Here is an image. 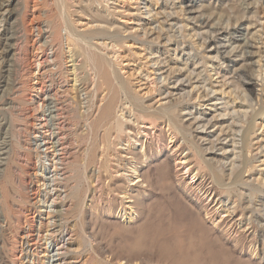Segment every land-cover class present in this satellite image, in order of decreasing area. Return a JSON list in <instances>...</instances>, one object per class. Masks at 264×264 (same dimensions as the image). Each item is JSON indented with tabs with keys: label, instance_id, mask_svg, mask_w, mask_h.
Segmentation results:
<instances>
[{
	"label": "rangeland",
	"instance_id": "obj_1",
	"mask_svg": "<svg viewBox=\"0 0 264 264\" xmlns=\"http://www.w3.org/2000/svg\"><path fill=\"white\" fill-rule=\"evenodd\" d=\"M8 1L13 0H0V21L10 17L4 25L6 35L19 34L17 43L29 52L21 73L5 74L11 88L0 84V113H4L0 134L7 132L8 126L24 125L18 117L21 113L26 116L27 131H22L23 136L20 133L19 142L25 146L13 166L7 157L12 155V148L18 147L16 140L9 133L2 135L12 147L8 155L0 150V173L4 177L11 167L13 178L7 185L0 176V260L13 261L11 264H264V0H105L99 6L98 12L108 17L106 23L113 31L118 28L115 32L124 38L117 51V72L129 83L139 103L155 110L166 102H179L188 93L191 100L181 112L186 137L171 139L162 118H154L151 124L153 118L145 117L139 123L141 134L135 151L140 152L144 143L147 159L138 157L136 163L147 183L133 187L135 207L131 212L122 213L119 192L124 189L123 183L105 173L103 158L97 157L99 163L87 168L85 173L91 179L94 170H101L99 174L105 176L92 179L78 234H60L55 212L66 210L64 200L76 186L73 180L68 186L64 184L65 179L73 177L68 170L70 163L84 162L85 145L80 143L84 132L79 127L81 115L78 117L82 110L77 100L85 97V87L77 81L83 79L85 71L80 69L79 59L71 62L62 57L60 38L53 42V50L45 46L53 36L43 18L36 19L46 9L41 0H15L18 4L14 5ZM80 4H74L72 11L81 17L73 13V18L84 24L90 13H86V7L80 10L85 3ZM143 32L149 35L142 40ZM212 37L218 44L211 49L205 43ZM9 42L12 45L7 60L13 62L16 48L12 40ZM245 45L252 55L243 58ZM58 73L62 81L67 79L61 82ZM168 75L163 86L158 78ZM246 75L258 76L256 86L244 84ZM206 89L211 93L202 99ZM165 91L174 92L172 99L161 95ZM242 95L250 97L254 105L253 112H247L249 120L254 114H262L253 117L256 128L246 145L236 133L233 138L240 142L239 149L233 150L230 138L223 139L231 130L239 131L240 116L232 111L242 112L238 105ZM67 104L73 105L68 106L71 111L63 109ZM198 116L200 124L208 123L205 129L196 128L192 122ZM74 132L79 145L69 142ZM215 174L217 181L213 179ZM208 189L211 196L204 194ZM17 194L21 203L12 206V196ZM49 211L54 215L46 232L40 222ZM129 213L133 215L131 220L127 219Z\"/></svg>",
	"mask_w": 264,
	"mask_h": 264
},
{
	"label": "bare ground",
	"instance_id": "obj_2",
	"mask_svg": "<svg viewBox=\"0 0 264 264\" xmlns=\"http://www.w3.org/2000/svg\"><path fill=\"white\" fill-rule=\"evenodd\" d=\"M14 1L15 0L8 1V2H11V5L18 4V2H14ZM33 1H34V3H36L38 0H33ZM104 2H105V0H41V6L46 8V9H45L44 14L42 16L39 15L38 17H36V19H39L41 17L43 18V22L45 23V28L49 29L48 32L50 34H52V36H53L50 42H47V40L44 42L45 46L50 47L51 50H53L54 46H55V45H53V42L55 43V40L60 38L61 39V46L59 48L61 49V47H62V51H61L62 52L61 54L63 55L62 57H65L64 59H71V62H77V60L79 59V61L81 62V68L80 69H83L85 71V76L81 80H79L78 78H76V76H74L76 79L79 80L77 82L80 83V81H81L80 85H82V87H85V88L82 89L84 91L85 97H83V99L77 100L78 101V109L82 110V112L80 111L81 114H78V117H79V115H81L80 118L82 119V122H80L81 124H79L80 126L79 125L78 126L80 128H83V132H84V134H83L84 137L82 138V141H80V143L83 142L82 144L85 145V147H84V149H85L84 159L81 161V162H83V161L84 162L81 164L79 161L78 162L77 161H75V162L73 161L69 165L68 170L71 172V174L73 173V177L65 179L64 184L67 185L70 180H73V182H75L76 186L74 188L72 187L73 189L72 188L70 189L71 191H69V195H67L65 200H64V203H63L64 205L63 206L66 207V210L65 211H57V212H55L56 216L59 217V223L60 224L58 226L60 227V234L63 231H69V233L73 232V233H76V234H78V232H79L77 230L78 229L77 225H78V221L81 219L80 217L82 215V208H83L84 201H85V199L87 197L88 192L91 191L90 190V188H91L90 185H91V183L93 181L92 179H95V178L98 179L99 175H100L99 173L102 172L101 170H100L101 172L97 170V173L96 172L94 173V171H96V170H94L92 179H91V177H89L85 173L89 166H92L94 164L97 165V163H99L97 161V159H99V158H97V157H102L103 160H104L103 163L106 162L107 168L104 165L105 164L104 163L103 165L105 167L101 166V169H102V167L104 169L106 168L107 171L105 173H107L110 177L115 178L118 181L123 183V186H124L123 188L124 189H121V191L119 192L121 194V197H120L121 200L119 199V201L121 203L122 213L124 212V214H125L126 210L131 212L132 209H134L135 200H133L134 195L132 193L135 191L136 188H133V187L140 188V186L142 184L144 185V182H146L144 180L143 176L139 173L138 164L136 163V160H138V157L139 158H143L144 160L147 159V157H146L147 153H145V150H147V149L144 148V150H142L144 143L141 142L142 144L140 145V147H141V151L140 152L135 151V149L138 146L137 137L141 134L139 132L140 131V127L138 125H139L140 122L142 123L145 120L144 119L145 117H148L149 119L153 118V119H150V123L153 120H155L154 118H156V117L162 118V120L164 119L165 123H166L165 125H166V127H168L167 129L170 132L169 136H171V139L175 138V137H178V135L185 136L186 135L185 131L187 130L186 129L184 131L185 128L182 125L183 122H182V118H181V112L184 111L183 106L188 104L187 101L189 102V100H191V97H190L191 93H188L186 95L184 94L185 96L182 97V99H179L178 100L179 102H175V103L174 102H166L163 105L161 104L160 108L155 109V110H150L147 107H144L142 104H140L141 103L140 99H138L136 96H134L132 94V90L130 88L129 83L125 82L124 80H121L119 78L120 76H118V72H117V70L119 71L117 60H118V58L120 59V57H118L119 54H118L117 51L120 50V48H121L120 44L123 43L122 39H124V38L120 37V34L116 33L118 28L114 29L116 31L115 32V31H113L111 29L112 25L109 24V23H106L107 20H108L107 19L108 17H105L102 14H100L101 12L100 13L98 12L97 9L100 8L99 6H102ZM79 3H81V4L85 3V6H83V5L80 6L81 4L79 5L80 8H81L80 10H82V7L83 8L86 7L87 8V12L86 11L85 12L86 13H88V12L90 13V15L86 14L87 16H90V19H89V17H87L88 20L86 19L87 21L84 24H82L81 22L78 23L77 22L78 19H77V21H75L74 20L75 18H73L74 17L73 13L75 11H72V8L74 7V4L76 6V4L78 5ZM2 5L3 4H0V10L2 9ZM95 5H97V7ZM24 7H26V4H24ZM107 8H108V6H107ZM105 10H106V8H105ZM78 11H79V9H78ZM107 13H108V11H107ZM74 15H76V14L74 13ZM79 15L77 14L76 16H79ZM80 17H81V15H80ZM7 19H10V17L7 18ZM7 19L0 21V29L3 28L2 32H0V84H3L5 86H7L8 89H10L11 87L9 88L10 85L7 82L8 78H7V80L5 79V74L7 73L8 75H10V73H9L10 71L11 72L13 71L14 73H19L21 71V68L23 69L22 66L24 64L22 65V63L26 62L28 60L27 56H28V52L29 51L26 50L25 48L23 49L19 45V42L17 43V41H19V38L21 37V36H18L19 34L14 32V33H12V35L10 34L9 37L6 35V33L8 31H5V29H7V27L4 28L5 27L4 25L7 24L6 23ZM105 19H107V20L105 21ZM81 21H82V19H81ZM21 22L23 23L22 20H21ZM25 24H24L23 27H25ZM24 29H25V32H27V30H26L27 26ZM62 30L64 32H63V35L60 36V32ZM5 35H6V37H8L7 39H5L6 37H4V39H3V36H5ZM20 35H22V34H20ZM147 35H149L148 32H145V33L143 32V35L141 37L142 40H143V37L145 38V36H147ZM11 40L14 43L13 44V49L16 48V49H14V52H13V54L11 56L14 59L13 62L10 59H9L10 61L7 60V57L10 54V49L9 48H11L10 46L12 45L11 42H9ZM26 40H27V38H26ZM26 40H24V41H26ZM15 42H16V44H15ZM22 44L23 43H21V45ZM205 44L208 45L207 47H211V49H212V47L216 48V44H218V43H216V40L212 37ZM64 46H65V48H64ZM245 47H246L245 48L246 51L244 50V53H242V55L244 54L243 58H246V57L252 55V53L249 52V50L247 48L248 45L247 46L245 45ZM61 54H60V56H61ZM66 54H68V57L65 56ZM55 58L57 59V56ZM24 60H26V61H24ZM9 62H12L13 65L12 66H11V64L9 65ZM155 62H156V60L154 61V63ZM156 65H153V66H156ZM10 66H11V69H10ZM73 71H75V68H73ZM259 71H260V73H259L260 75L259 76H261L262 70L260 69ZM75 73L77 74L76 71H75ZM12 74L10 76H12ZM60 74H61V72H60ZM16 75H18V74H16ZM16 75H14V76H16ZM58 75H59V73H58ZM61 75H59L60 76L59 79L63 76V75L62 76ZM169 77H170V75L161 76L158 79L159 80L161 79L162 83H164L163 86H165V84H166L167 80L169 79ZM246 77H247V80H246V82H244V84L252 86V87L256 86V81L258 79V76L256 78H253L251 75H249V76L246 75ZM57 79H58V77H57ZM66 79L67 78H65V80ZM64 81L61 80V82H64ZM176 81H177L176 83H178L179 80H176ZM11 85H12V83H11ZM60 85H62V84H60ZM57 86H59V83H57ZM61 87L62 86H60V88ZM178 88L179 87H177L174 91L178 90ZM163 89H164V87H163ZM203 92L206 95H204L203 97L201 96L202 99L208 97L209 94L211 93V91L208 92L207 89L204 90ZM173 93H174L173 91H165V92H161V95H164L165 98H168V97L170 98V96H172ZM3 94H5V93H3ZM84 94H83V96H84ZM78 95H79V98H81L82 94L80 95V93H79ZM99 96H101V98L98 99ZM257 97H259V95ZM170 99H172V98H170ZM192 99L198 100L199 98H192ZM240 99H241V101L239 102L238 105H239V107L243 108L242 110L240 109V111H242V112L238 113V112H236L237 110L235 111L234 109L232 111V113L234 112V114H238L237 115L238 117L240 116L239 117L240 127H237V130L239 129V131H236L235 129H234L235 131L231 130L229 135L224 137V139H223V140H226V139L230 138L229 142L234 144L233 145V150H238L239 149L238 144L240 142L239 143L234 142V138H233L234 136H236V133L240 134L239 137L242 139V142L245 143V145H246V143L250 141L249 137L254 134V131H255V128H256V120L253 117H256L259 114L260 115L262 114V112H260V113L255 115L254 114L255 112H254L253 113L254 115L252 116V119L249 120L247 112H248L249 109H251V111L253 112V106L254 105L251 103V100L249 101L250 97L248 99V97L246 95H242V97ZM260 100H261V98H258L257 102H259ZM48 101H50V99H48ZM67 101H69V100H67ZM171 101H173V100H171ZM58 102H60V101H58ZM10 103H12V102H10ZM97 103H99L98 106H97ZM49 104H52V103H49ZM71 104L74 105V103H72V102H71ZM70 105L67 104L65 107H63V109L65 108V110H67V109L70 110L69 107H68ZM73 105H71V106H73ZM15 107L18 108V106H15ZM10 108L11 107H9V109ZM13 108L14 107L11 108L12 111L15 109V108L14 109ZM75 108H77V106ZM11 110H9V112L13 113ZM20 111L22 112V109ZM68 112H66V114ZM188 112L190 114H192V112H190V111H188ZM11 113H10V115H11ZM3 114L4 113H0V133H1V130H2L1 129L2 128L1 121L4 120ZM6 114H7V112H6ZM67 115H70V114H67ZM224 115H227V113L225 112ZM18 117L21 118V120H23L24 125H22V124L19 125L20 124L19 123L18 125L15 124L13 126H8L9 128H8L7 132L5 131L4 134L3 133L0 134V139H1V141H0L1 149L0 150H3L4 152H7V155L12 152L11 153L12 155H9L7 157V160H9L10 165H12V164L14 165L15 162H17V164H18V158H17L18 156L17 155H19V153L23 152L21 150H23L24 146H25V145H23L24 143L22 144V143L19 142V137H20V133H22V131H27V129H26L27 125L25 124V120H26L25 117L26 116H25V114L21 113V114L18 115ZM233 118H234V115H233ZM149 119H147V120H149ZM5 120H7V119H5ZM80 120L78 119V123H79ZM192 122L196 125V128H203V129H205L206 125L208 124V123H205V125L204 124H200L201 121H199V116L193 118ZM78 123H76V124H78ZM76 124H75V126H76ZM8 125H10L9 122H8ZM67 126H69V125H67ZM6 128L7 127L5 125V129ZM235 128H236V126H235ZM100 132L102 133V135L100 134L101 136L99 135L100 136L99 137L98 133H100ZM8 133L10 134L9 136H13L15 138L14 139V140H16L15 143L18 146V147H16V149L12 148L11 152H10V147H12L11 144H10L11 142L7 143V141H5L4 138L2 137V135H8ZM220 133H222V132H220ZM160 134H162V133H160ZM22 136H23V133H22ZM13 137H10V140L12 138L11 141H13ZM79 137L81 138V136H79ZM68 139H69L70 143H73V144L76 143L77 144L79 138H78V136L75 133L74 135L69 136ZM183 141H184V143H186L185 140H182V142ZM216 141L218 142L219 139H217ZM78 145H79V143H78ZM78 145H76V146L78 147ZM99 145L101 147H99ZM210 146H211V148L209 147L210 150L214 149V145L213 144H211ZM82 147H83V145H82ZM26 151H27V149H26ZM96 152H100L99 155H97ZM68 154H71V153H68ZM22 155H23V153H22ZM185 162H187V161H185ZM7 163H6V165L8 166ZM96 165H94V166H96ZM20 167L21 166H19L17 168H20ZM99 168H100V166H99ZM7 169H5V170H7ZM8 170H7L6 173H4V177L2 176L1 173H0L1 174L0 176L4 178L3 180H5L4 182H6L7 185L8 184L11 185L10 183L12 182L13 176L11 175L10 172L11 171L13 172V169L11 170V167H10V170L9 171ZM16 170L19 171L18 169H16ZM16 170H14V171H16ZM1 171L2 170H0V172ZM15 173L16 172H14V174ZM103 173H104V170H103ZM233 173H235V172L233 171ZM101 175H104V174H101ZM108 179H109V177H108ZM213 179H214V181L216 179L218 180L217 174L213 175ZM90 180H91V182H90ZM48 181H50V180L48 179ZM99 181H100V179L98 180V182ZM17 182H18V180H17ZM4 186H6V185L4 184ZM113 191H114V189H113ZM92 192H94L93 189H92ZM92 194H94V193H92ZM204 194H208V195L211 196V192H210L209 189L205 190ZM20 196H18V194H17V196H15V195L12 196V202H11L12 206H16L15 205L16 203H21V201L19 200ZM44 215H45L44 216V221L40 222V226H41V229H43L42 231H46L47 232V230H48V228L50 226L49 225L50 224V219H51L52 215H54V213L49 211V212H46ZM132 218H133L132 214H130L129 217H127L128 220H131ZM82 220H81V222L83 223ZM82 223H80L79 225H82ZM82 232L83 231L81 230L80 233H82ZM41 238L44 239L43 237H41ZM50 247H52V245ZM66 247H67L66 249H68V246H66ZM65 251H66L65 253L69 252L67 250H65ZM1 258H3V257H1ZM63 259L64 258H62V260ZM5 260L1 259L0 260V264H11L13 262V261L12 262L10 261L11 263H9L7 261L5 262ZM41 264H43V262H41Z\"/></svg>",
	"mask_w": 264,
	"mask_h": 264
}]
</instances>
